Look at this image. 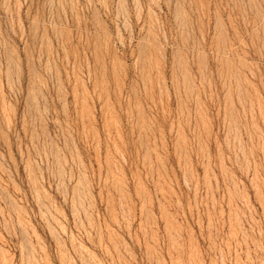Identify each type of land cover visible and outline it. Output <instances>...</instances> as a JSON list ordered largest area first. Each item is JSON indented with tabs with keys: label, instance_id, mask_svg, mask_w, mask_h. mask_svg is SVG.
Wrapping results in <instances>:
<instances>
[{
	"label": "rangeland",
	"instance_id": "374dc122",
	"mask_svg": "<svg viewBox=\"0 0 264 264\" xmlns=\"http://www.w3.org/2000/svg\"><path fill=\"white\" fill-rule=\"evenodd\" d=\"M0 264H264V0H0Z\"/></svg>",
	"mask_w": 264,
	"mask_h": 264
}]
</instances>
